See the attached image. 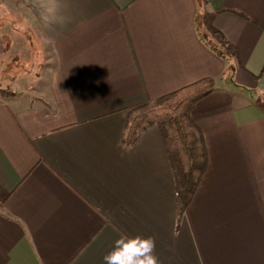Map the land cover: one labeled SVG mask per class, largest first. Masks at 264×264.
Here are the masks:
<instances>
[{
  "label": "crops",
  "instance_id": "0c3cea01",
  "mask_svg": "<svg viewBox=\"0 0 264 264\" xmlns=\"http://www.w3.org/2000/svg\"><path fill=\"white\" fill-rule=\"evenodd\" d=\"M3 66L28 37L55 63L0 100V264H104L122 234L152 236L160 264H264V0H0ZM199 12L237 49L199 36ZM19 41H24L19 43ZM21 46H20V45ZM20 58H18L19 60ZM7 61V62H6ZM240 64L239 75L231 66ZM192 118L208 167L178 225L160 130L123 142L129 113L202 78ZM31 91V92H29Z\"/></svg>",
  "mask_w": 264,
  "mask_h": 264
},
{
  "label": "trees",
  "instance_id": "16d2710c",
  "mask_svg": "<svg viewBox=\"0 0 264 264\" xmlns=\"http://www.w3.org/2000/svg\"><path fill=\"white\" fill-rule=\"evenodd\" d=\"M197 1L200 6L206 2ZM214 15V12H199L196 17L197 30L200 38L230 64L238 52L235 45L214 25ZM215 90L214 78H202L129 113L123 136L126 146L134 147L142 133L152 126L160 130L176 183L178 225L193 202L208 167L204 135L191 113L200 100ZM11 94L0 86V100ZM255 104L264 112V94L255 98Z\"/></svg>",
  "mask_w": 264,
  "mask_h": 264
},
{
  "label": "rangeland",
  "instance_id": "374dc122",
  "mask_svg": "<svg viewBox=\"0 0 264 264\" xmlns=\"http://www.w3.org/2000/svg\"><path fill=\"white\" fill-rule=\"evenodd\" d=\"M0 10L6 11V9L2 6H0ZM9 12H4V17H10L14 16L13 14L8 15ZM18 29H21V32L23 31L28 37L25 39V46L20 48V54L18 56H12L11 58L14 63L16 61L17 66L11 69V67L4 63L3 66L5 68V72L7 74H14L15 77L18 76V80L14 81V86L8 85L7 87L12 89L14 87L17 88V90H26V86L24 83H27V81L31 82L32 80L35 81V86L31 91L34 93V90H37L38 86L44 82V80L47 78V75L50 74L51 69L53 68V65L55 63L54 56L52 55V50L50 47L46 44L44 46H41L39 44V41L35 38L34 33L30 30V28L26 27V22H19L17 25ZM24 41H19V43ZM20 45V44H19ZM20 45V46H21ZM18 58H20L18 60ZM7 62V61H6ZM233 72L239 75L241 72L240 64H234L233 65ZM43 81V82H42ZM37 84H39L37 86ZM7 89L8 91L12 92L10 89ZM29 91V92H31Z\"/></svg>",
  "mask_w": 264,
  "mask_h": 264
},
{
  "label": "clouds",
  "instance_id": "9594fccd",
  "mask_svg": "<svg viewBox=\"0 0 264 264\" xmlns=\"http://www.w3.org/2000/svg\"><path fill=\"white\" fill-rule=\"evenodd\" d=\"M156 240L152 236L120 235L112 249L104 255V264H160L155 253Z\"/></svg>",
  "mask_w": 264,
  "mask_h": 264
}]
</instances>
